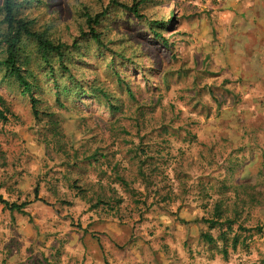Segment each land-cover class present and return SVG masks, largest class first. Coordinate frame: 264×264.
Returning a JSON list of instances; mask_svg holds the SVG:
<instances>
[{"label":"rangeland","instance_id":"rangeland-1","mask_svg":"<svg viewBox=\"0 0 264 264\" xmlns=\"http://www.w3.org/2000/svg\"><path fill=\"white\" fill-rule=\"evenodd\" d=\"M16 1L70 72L40 77L36 118L0 68V193L31 202L0 203V264H264V0Z\"/></svg>","mask_w":264,"mask_h":264},{"label":"trees","instance_id":"trees-1","mask_svg":"<svg viewBox=\"0 0 264 264\" xmlns=\"http://www.w3.org/2000/svg\"><path fill=\"white\" fill-rule=\"evenodd\" d=\"M2 6L0 7V68L5 70V77H9L14 79L21 89L22 95H29L32 98V108L34 111V115L36 118L40 115V110L38 108L39 99L34 95L35 90H39L41 87L39 85L40 77H57L58 73L70 72V67L66 63V54L69 52L70 47H68L64 43H55L54 41L48 39L43 34L36 32L33 28L35 22L33 20H29L27 18H23L20 15V8H22V4L18 3L16 0H3ZM123 8H128L129 10H133V12H138V7H128L123 6ZM106 13L103 14H86L87 23L91 30L90 34L92 38L96 41H100V37L97 33L96 27L101 24L102 18ZM175 13L172 12V16ZM159 25V24H158ZM155 30L153 34H155ZM157 33V32H156ZM158 34V33H157ZM47 74H43V73ZM51 73V75H48ZM58 87V85H56ZM68 89H63L62 92H68ZM60 94V93H58ZM96 96H101L106 101L105 93H91ZM111 109L117 111L119 107L112 102H109ZM59 106H64L60 101H58ZM9 116H14L11 105L9 102L0 95V120L3 122H8ZM124 133L128 134L126 129L122 130ZM135 150V147L132 145L130 149H128V153H132ZM136 154L139 156L137 160L138 164V175L142 178H149V175H146L150 169H146L145 161L141 159L142 156L146 154V151L139 147L136 148ZM134 161V160H133ZM108 166V165H107ZM120 164L116 163L114 167L111 165V170L113 174L115 172L114 182L119 184L121 188L125 190H129L132 183L131 180L127 179L123 175H121L119 171ZM151 168V167H150ZM152 170V169H151ZM1 190V187H0ZM103 193L97 195L98 203L106 204L111 207V209H115L112 205V202L117 200L118 203L122 202V198L118 197L115 193L113 197H109V195L102 189ZM115 192V191H114ZM133 194L136 192L131 191ZM112 196V195H111ZM118 198V199H116ZM39 197V189L35 190V201H41ZM108 201V202H107ZM0 203L5 207V209L11 212H20L24 213V209L31 203L25 202L23 204L18 203H10L7 201L0 193ZM112 205V206H111ZM220 207L216 208V214L220 218V216L224 214V211H219ZM228 223L227 231H223L221 233V240L227 241L229 231L233 229V222L231 219L225 220ZM219 221H214L211 223V228L217 227ZM205 240L210 243H216L217 239L213 236L206 234ZM234 242H239L238 237L234 238Z\"/></svg>","mask_w":264,"mask_h":264}]
</instances>
